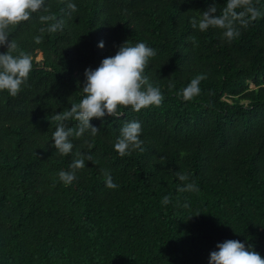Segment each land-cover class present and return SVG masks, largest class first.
<instances>
[{
    "label": "trees",
    "instance_id": "trees-1",
    "mask_svg": "<svg viewBox=\"0 0 264 264\" xmlns=\"http://www.w3.org/2000/svg\"><path fill=\"white\" fill-rule=\"evenodd\" d=\"M213 2L219 15L226 0H45L62 31L40 32L43 8L10 27L13 55L29 54L32 70L17 96L0 91V264H209L229 239L264 257V0L231 42L192 27ZM128 41L155 50L145 75L161 105L93 119L95 137L57 154L52 117L82 99L85 70ZM201 74L199 95L184 101L177 93ZM130 121L144 151L121 157L114 144ZM77 151L98 163L86 160L65 185L58 173ZM190 182L199 191H178Z\"/></svg>",
    "mask_w": 264,
    "mask_h": 264
},
{
    "label": "clouds",
    "instance_id": "clouds-1",
    "mask_svg": "<svg viewBox=\"0 0 264 264\" xmlns=\"http://www.w3.org/2000/svg\"><path fill=\"white\" fill-rule=\"evenodd\" d=\"M45 0H0V46H6L7 52L0 53V91H7L15 97L26 83L32 70L31 56L23 51L13 55L18 50L15 40H9V29L31 19L32 14L42 8L48 14L41 15L39 20L47 24L40 32L55 33L63 30V22L58 20L49 8H45ZM71 12L77 10L74 3H68ZM216 3L213 2L207 10L202 11L199 19L193 18L191 23L194 29L207 31L210 27L223 30V37L231 42L240 35L237 24L247 27L251 21L260 17V11L253 4V0H226L225 7L217 15ZM36 43L42 41V35L34 37ZM195 44V38H192ZM104 48V42L98 45ZM156 52L145 43L140 42L134 46L129 41L119 47L114 56L104 58L95 69L85 70L86 81L82 88V99L71 107L56 113L52 120L57 122L52 133V143L57 154L67 156L73 150L71 138L79 139L85 132L95 137L99 129L91 123L93 119H104L106 116L120 117L121 107H131L133 111L140 112L149 106H160L164 96L159 87L153 86L145 75L150 58ZM206 79L203 74L197 75L190 83L177 93L184 101L192 100L200 93V82ZM76 121V127H70L65 122ZM142 126L138 121L126 122L114 144L115 150L121 157L130 155L131 151H144L143 141L140 139ZM76 159L70 164L71 171L61 170L59 180L70 185L76 179V170L83 169L85 161L93 164L98 161L93 156L85 155L80 151L75 153ZM106 186L115 189L118 186L113 182L110 173L105 171ZM180 181L189 179L187 173H177ZM179 192H197L198 186L194 182L178 187ZM161 203H170V197L164 196ZM185 207H188L185 204ZM199 215V214H198ZM217 251L210 253L209 264H264V257L259 252L246 246L239 240H226L217 244Z\"/></svg>",
    "mask_w": 264,
    "mask_h": 264
},
{
    "label": "rangeland",
    "instance_id": "rangeland-1",
    "mask_svg": "<svg viewBox=\"0 0 264 264\" xmlns=\"http://www.w3.org/2000/svg\"><path fill=\"white\" fill-rule=\"evenodd\" d=\"M38 59H42V54H39L38 55Z\"/></svg>",
    "mask_w": 264,
    "mask_h": 264
}]
</instances>
